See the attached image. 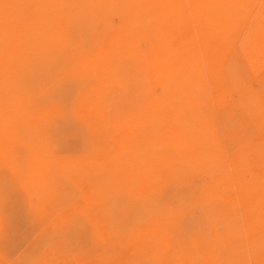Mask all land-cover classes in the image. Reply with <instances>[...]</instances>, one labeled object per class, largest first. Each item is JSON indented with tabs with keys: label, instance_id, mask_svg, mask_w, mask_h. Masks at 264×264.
<instances>
[{
	"label": "rangeland",
	"instance_id": "rangeland-1",
	"mask_svg": "<svg viewBox=\"0 0 264 264\" xmlns=\"http://www.w3.org/2000/svg\"><path fill=\"white\" fill-rule=\"evenodd\" d=\"M0 264H264V0H0Z\"/></svg>",
	"mask_w": 264,
	"mask_h": 264
},
{
	"label": "bare ground",
	"instance_id": "bare-ground-1",
	"mask_svg": "<svg viewBox=\"0 0 264 264\" xmlns=\"http://www.w3.org/2000/svg\"><path fill=\"white\" fill-rule=\"evenodd\" d=\"M146 41V40H145Z\"/></svg>",
	"mask_w": 264,
	"mask_h": 264
}]
</instances>
